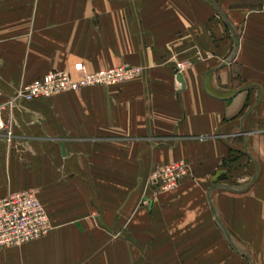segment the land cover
Segmentation results:
<instances>
[{"label":"crops","instance_id":"obj_1","mask_svg":"<svg viewBox=\"0 0 264 264\" xmlns=\"http://www.w3.org/2000/svg\"><path fill=\"white\" fill-rule=\"evenodd\" d=\"M77 64L144 74L9 107ZM0 120V199L53 226L0 264H264V0H0Z\"/></svg>","mask_w":264,"mask_h":264},{"label":"built area","instance_id":"obj_2","mask_svg":"<svg viewBox=\"0 0 264 264\" xmlns=\"http://www.w3.org/2000/svg\"><path fill=\"white\" fill-rule=\"evenodd\" d=\"M184 69L185 65L177 64L176 70L180 73ZM74 73L76 75L68 71L49 72L21 88L9 102V107L17 100L32 102L85 88L109 86L139 76L142 69L122 67L89 73L81 64H77L74 66ZM0 132L6 133L10 138L11 124L0 120ZM189 176V164L177 161L155 167L148 178V185L157 192L172 191ZM52 230L47 212L34 191L24 190L0 199V251L36 241Z\"/></svg>","mask_w":264,"mask_h":264},{"label":"rangeland","instance_id":"obj_3","mask_svg":"<svg viewBox=\"0 0 264 264\" xmlns=\"http://www.w3.org/2000/svg\"><path fill=\"white\" fill-rule=\"evenodd\" d=\"M177 64H183V65H185V67H186V63H184V62H175V68H176V66H177ZM82 65V64H81ZM83 66V65H82ZM122 67H130V66H126V65H121V66H118V67H114V68H122ZM83 68L85 69V71H87L86 70V68L83 66ZM114 68H110V69H114ZM130 68H141L142 69V73L139 75V76H137V77H133V78H130V79H128V80H126V81H123V82H119V83H115V84H112V85H109V86H97V87H103V88H110V86H113V85H117V84H123V83H126V82H129V81H132V80H134V79H137V78H140L143 74H144V68L143 67H130ZM69 72V71H68ZM47 235V234H46ZM44 237V236H43ZM42 238V237H41Z\"/></svg>","mask_w":264,"mask_h":264},{"label":"water","instance_id":"obj_4","mask_svg":"<svg viewBox=\"0 0 264 264\" xmlns=\"http://www.w3.org/2000/svg\"><path fill=\"white\" fill-rule=\"evenodd\" d=\"M175 74H176V80H177V82L183 86L184 85V82H183V79H182V74L178 70L175 71ZM223 179H225V175H222L219 178V180H223Z\"/></svg>","mask_w":264,"mask_h":264}]
</instances>
